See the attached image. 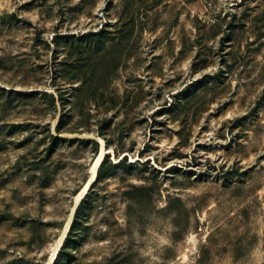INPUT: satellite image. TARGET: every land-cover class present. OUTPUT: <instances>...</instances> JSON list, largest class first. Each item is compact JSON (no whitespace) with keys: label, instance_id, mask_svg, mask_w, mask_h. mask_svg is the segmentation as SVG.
<instances>
[{"label":"rangeland","instance_id":"obj_1","mask_svg":"<svg viewBox=\"0 0 264 264\" xmlns=\"http://www.w3.org/2000/svg\"><path fill=\"white\" fill-rule=\"evenodd\" d=\"M98 136L60 264H264V0H0V264H48Z\"/></svg>","mask_w":264,"mask_h":264},{"label":"bare ground","instance_id":"obj_2","mask_svg":"<svg viewBox=\"0 0 264 264\" xmlns=\"http://www.w3.org/2000/svg\"><path fill=\"white\" fill-rule=\"evenodd\" d=\"M54 124H56V123H54ZM63 136H65V134ZM93 137H95V135ZM97 139L102 144V146H101V152L95 158V160L93 161L92 165L90 166L89 178L83 184V186L80 188V190L77 192V194L75 196V205L73 206L72 213H71V215H70V217H69L66 225H64L63 233H62L61 237L59 238V240L55 244L56 246L54 247V250L52 252V256L49 259L48 264H53L55 262V259H56L57 255H58V253L61 251V249H62V247H63V245L65 243V239H66L67 235L69 234V230H70V226H71V221H72V217H73V212L74 213L76 212V209L78 208L79 204L84 200L85 196L88 194V192L90 190L91 183L93 181H96L97 180L98 170H99V168H100V166H101V164L103 162V159L106 156V153L110 150V148H108L105 145V140L102 137L98 136Z\"/></svg>","mask_w":264,"mask_h":264},{"label":"trees","instance_id":"obj_3","mask_svg":"<svg viewBox=\"0 0 264 264\" xmlns=\"http://www.w3.org/2000/svg\"><path fill=\"white\" fill-rule=\"evenodd\" d=\"M106 157L107 155L105 156V158L103 159V162L98 170V178L101 177V170H102V167L105 163V160H106ZM83 203H84V200L79 204L78 208L76 209V212H75V215H74V219L71 223V226H70V230H69V234L65 240V243L61 249V251L58 253L56 259H55V262L53 264H60L62 258H63V252H64V249L66 248L69 240H70V235L71 233L73 232V230L76 228L77 224H78V220L79 218L81 217V211H82V207H83Z\"/></svg>","mask_w":264,"mask_h":264}]
</instances>
